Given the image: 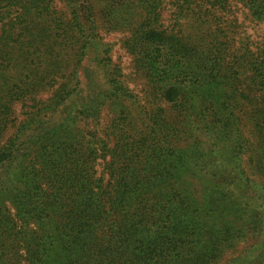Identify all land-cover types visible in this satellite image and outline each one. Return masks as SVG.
Segmentation results:
<instances>
[{
	"label": "trees",
	"instance_id": "1",
	"mask_svg": "<svg viewBox=\"0 0 264 264\" xmlns=\"http://www.w3.org/2000/svg\"><path fill=\"white\" fill-rule=\"evenodd\" d=\"M263 24L264 0H0V264H264Z\"/></svg>",
	"mask_w": 264,
	"mask_h": 264
},
{
	"label": "rangeland",
	"instance_id": "2",
	"mask_svg": "<svg viewBox=\"0 0 264 264\" xmlns=\"http://www.w3.org/2000/svg\"><path fill=\"white\" fill-rule=\"evenodd\" d=\"M241 8V6H239ZM240 19L244 20L245 15L243 16V11L240 13ZM246 23L249 25L250 23L246 21ZM250 28H248V31L252 33L256 37V32L253 31V26L249 25ZM264 31V24L261 26ZM259 31V32H263ZM260 33V34H261ZM125 33H111V34H105V41L107 43H110L113 47V52L111 54L113 61L115 63H118L123 66L125 75L131 77L132 74V57L125 52V50L121 46V41L125 38ZM130 86L132 88H136V90H139V86L135 85L134 83H131Z\"/></svg>",
	"mask_w": 264,
	"mask_h": 264
}]
</instances>
